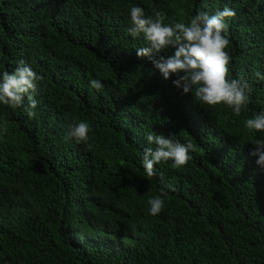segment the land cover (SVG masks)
Masks as SVG:
<instances>
[{"label":"trees","instance_id":"1","mask_svg":"<svg viewBox=\"0 0 264 264\" xmlns=\"http://www.w3.org/2000/svg\"><path fill=\"white\" fill-rule=\"evenodd\" d=\"M91 1L0 0V43L32 47L40 70H49L46 100H37L34 117L26 113L20 124L15 110L0 104V264H264V168L250 154L264 133H249L227 106L195 102L173 84L175 75L163 80L151 62H137L117 32L103 30L115 46L99 63L102 32L84 16ZM110 1L122 12L133 5L147 15L159 10L165 23L241 5ZM226 23L230 75L253 88L242 110L248 119L264 111V80L255 76L264 74V27L257 18ZM93 79L102 91L91 87ZM48 113L67 125L87 122L91 149L76 142L73 153L69 140L61 143L41 118ZM148 132L191 141L196 151L183 168L172 161L155 165L149 179L142 166ZM43 158L76 162L67 168L68 186L53 183L67 176L59 170L52 177ZM155 196L164 207L153 216L148 201Z\"/></svg>","mask_w":264,"mask_h":264},{"label":"clouds","instance_id":"2","mask_svg":"<svg viewBox=\"0 0 264 264\" xmlns=\"http://www.w3.org/2000/svg\"><path fill=\"white\" fill-rule=\"evenodd\" d=\"M102 2L111 12L98 7L96 0H92L85 6L84 13V16L91 18L102 32L98 51L99 63L107 60L109 52L115 46L108 42L103 30L117 32L120 46L129 48L131 56L137 62H151L163 80L175 75L177 78L173 80V84L182 89L184 94L191 93L195 102L213 109L227 106L232 109L233 117L237 116L235 120L244 122V127L249 133H264V111L248 119L242 112L251 103L253 88L244 77L232 78L230 75L231 41L227 35L226 23L228 18H257L264 27V0H241L239 11L233 3L215 14L200 10L187 23H165L163 12L153 9L152 14L147 15L145 9L139 5L131 6L129 12H122L112 1ZM31 48L0 43L4 57V68L0 69V104L15 110L13 118L20 124L24 123L23 116L26 113L30 118L35 116L37 100L45 102L47 95L43 80L49 70H40L33 59L36 50ZM168 49H173L174 52L171 55L161 54ZM99 70L108 75L109 71ZM255 76L264 80V74L259 71ZM90 85L98 91L104 88L98 79L91 80ZM41 118H47V125L54 133H59L61 143L65 144L64 139L69 140V148L73 153L76 142L84 143L91 149V144L88 143L90 125L87 122L74 121L67 125L58 113H48ZM206 133L207 129L202 137ZM145 138L151 146L143 151L142 166L149 179L156 174L155 165L172 161L173 168H183L192 159L189 153L196 151V146L191 141L181 143L156 132L146 133ZM253 144L255 149L250 154L257 157V165L264 168V139L254 140ZM65 160L66 158L42 159L43 164L51 169L52 177L56 179L55 171L58 177L59 170L67 176L57 178L53 183L68 186L71 174H68L67 168L76 162L62 163ZM167 187L173 186L168 184ZM148 204L150 214L156 216L162 211L164 200L161 196H155L149 199Z\"/></svg>","mask_w":264,"mask_h":264}]
</instances>
